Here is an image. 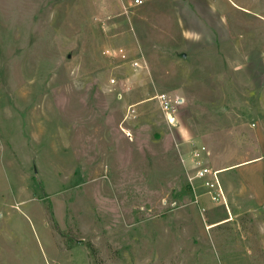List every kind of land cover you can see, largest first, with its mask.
<instances>
[{
  "label": "rangeland",
  "instance_id": "rangeland-1",
  "mask_svg": "<svg viewBox=\"0 0 264 264\" xmlns=\"http://www.w3.org/2000/svg\"><path fill=\"white\" fill-rule=\"evenodd\" d=\"M196 3L0 0V264H264V0Z\"/></svg>",
  "mask_w": 264,
  "mask_h": 264
},
{
  "label": "built area",
  "instance_id": "built-area-1",
  "mask_svg": "<svg viewBox=\"0 0 264 264\" xmlns=\"http://www.w3.org/2000/svg\"><path fill=\"white\" fill-rule=\"evenodd\" d=\"M145 0H131V4L134 6L141 5ZM113 81V79H112ZM161 110L164 112L166 120L173 124L176 122L175 110L176 106L173 104L171 99L166 93H159L156 96ZM205 153L206 148L204 145L199 144L192 148L191 158L192 161L196 163L194 168V173L192 174L193 179H198L201 181L202 185L205 187L208 195H211V199L216 200L220 194L223 193V189L221 187L218 171L212 170L205 165ZM221 196V195H220ZM223 196V195H222Z\"/></svg>",
  "mask_w": 264,
  "mask_h": 264
},
{
  "label": "crops",
  "instance_id": "crops-1",
  "mask_svg": "<svg viewBox=\"0 0 264 264\" xmlns=\"http://www.w3.org/2000/svg\"><path fill=\"white\" fill-rule=\"evenodd\" d=\"M193 1H195V4L198 6V4L196 3V0H193Z\"/></svg>",
  "mask_w": 264,
  "mask_h": 264
}]
</instances>
